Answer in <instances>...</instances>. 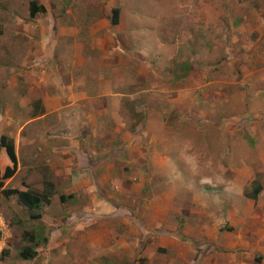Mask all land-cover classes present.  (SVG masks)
<instances>
[{"label": "rangeland", "instance_id": "1", "mask_svg": "<svg viewBox=\"0 0 264 264\" xmlns=\"http://www.w3.org/2000/svg\"><path fill=\"white\" fill-rule=\"evenodd\" d=\"M237 1L238 5L233 6L232 0H0V140L5 136L7 141H13L17 158L16 172L3 180L1 189L16 187L23 190L26 187L46 195L40 208L31 211V214L40 211L42 217L26 221L20 228L10 225L13 212L18 208L14 198H6L3 191H0V228L7 233L6 236L10 235V231L21 234L23 227L40 228L47 237V241L42 242L40 247L39 258L43 261L45 254L57 246L58 241L68 245L76 236L83 243L91 242L89 232L95 229L99 217L94 210L95 206L88 204L83 207L86 205L82 200L84 196L74 191L67 192L64 184L67 169L57 167L54 171L59 178L54 179L49 167L43 170L40 168L42 163L46 165L42 162L41 152L48 147V142L57 148V137L43 133L49 128L47 123L50 121L31 118L33 109L34 112L40 109L39 102L35 105L33 103L31 108L28 106L27 111L22 100L19 102L16 99V92L12 91L16 83L11 77L10 62L17 58L22 60L28 53H34L35 49H43L44 43L48 42H52L55 47L53 54L59 62L57 66H47L50 75L55 77L64 69L69 78L73 76L75 79L68 84L74 90L71 95L66 93L68 100L76 99L80 102L88 97L82 88L97 87L96 75H108L111 68L107 67L108 70L104 71L105 65L115 61L128 67L121 74L129 80L130 89L152 90L154 85L160 86L151 93L153 107L160 106L159 113L163 112L162 116L168 126H162L160 131H156V127L148 136L130 137L133 145L129 148L128 163L130 166L140 165L139 170L132 168L130 177L139 180L138 171H141L145 184L124 189L118 180L115 185H110L112 192L118 190L121 193L117 192L119 198L113 201L121 209L116 212V226L121 228V233L132 232L131 229L143 232L146 224L151 223V218L142 214L144 208L151 207L154 188H172L184 196L201 190L209 195L211 203L215 205L216 199H224L222 193L239 184L247 198L264 199V23L257 21L255 25L256 18H251L254 25L241 22V16L251 15V0ZM30 3H35L43 11L30 16ZM180 6L190 7L189 11ZM113 8H118L116 24L111 22ZM39 16L47 17L49 28L40 24ZM94 19H108L109 25L105 31L100 28L96 34L89 33L91 25L85 21ZM68 33L82 43L78 48L87 58L86 63H89V52L100 54L91 57L95 71L84 64L81 56L74 54L75 47L73 50L70 42L62 40ZM111 39H114L115 45L109 41ZM24 59L27 67L32 66V57ZM188 80L196 81L193 87L187 88ZM17 84L20 85L19 81ZM82 84L84 86L80 87ZM199 95L203 96L204 101L209 100L208 104L214 109L209 118L204 115V118L197 117L198 113L202 115L198 110L195 114L189 111L191 97L193 105H197ZM175 107L179 111L175 112ZM98 108L102 112V105L99 104ZM140 108L127 105L135 123L143 120L141 114L145 116L146 112L142 110L147 107L140 105ZM81 114L84 112L77 115ZM192 116L198 121L187 123L186 126L180 121L183 119L187 122V118ZM53 123L55 126L57 121ZM200 125L204 129L205 126H210L209 129L219 128V134H223L218 139L219 143L216 139L210 140V153L213 155L223 147L224 150L214 157L208 153L205 155L207 158L195 153L197 170H186L197 173L189 177L182 173L186 172L184 169L178 170L176 167L187 166L184 156L186 148L182 144L199 140L202 145L204 136L201 137L197 129ZM108 128L112 130L109 124ZM182 129L192 131V140L188 139L191 136L181 137ZM142 144L143 147H138ZM200 148L205 146H197L196 152H206ZM142 155L149 157V160H145ZM146 162H149V167L145 165ZM8 166L12 167L13 163L6 156L5 148H1V174ZM195 175L198 178L202 176L201 180L204 181L216 179L221 183L218 186L202 183L196 181ZM46 177L49 179L43 182ZM183 178L181 185L178 180ZM154 181L164 185L154 184ZM90 189L94 197L97 188L93 185ZM89 192L88 189V192L83 193L89 195ZM74 197H79V200ZM72 203L73 206L68 208L65 215V205ZM255 208L261 207L255 203ZM51 219H55V223ZM193 219L191 217L190 222ZM222 227L230 229L226 223ZM254 227H257L256 224ZM108 239L104 242V253L110 252L112 248V240L107 243ZM50 264L66 263L58 253H54Z\"/></svg>", "mask_w": 264, "mask_h": 264}, {"label": "crops", "instance_id": "2", "mask_svg": "<svg viewBox=\"0 0 264 264\" xmlns=\"http://www.w3.org/2000/svg\"><path fill=\"white\" fill-rule=\"evenodd\" d=\"M232 3L233 6H237L239 2L232 0ZM250 7H252L251 15L241 16V22L254 25L251 18H256L255 25L257 21L264 23V0L263 2L262 0H251ZM186 8L182 9L189 11L190 7ZM41 18L39 16L40 24L44 25L45 28H49L47 17ZM33 19L35 20V18ZM36 20L38 21V19ZM102 20H104L103 23ZM85 23L91 25L89 33L92 34L97 33L100 28L105 31V27L109 25L108 19H94L89 22L85 21ZM239 30L237 29V31ZM262 30L264 31V28ZM67 35L62 40L70 42L73 50L75 47L74 54L81 56L85 64L87 58L78 48L82 43L71 33ZM109 41L113 42L114 39ZM113 45H115L114 42ZM52 51L53 44L48 42L47 44L44 43L43 49H35L34 53L27 54L25 52V54H27V58L30 56L43 58L49 57ZM88 55L89 63H86V65L89 69L95 71L94 60L91 57H98L100 54L92 51ZM51 66H54L52 62ZM108 67L111 68L108 75H96L97 87L93 88L95 93L88 96L90 108L87 111L82 110L77 113L70 109V103L66 100L65 89L71 92L72 87L67 84V78L63 70L59 75L53 77L50 75L49 69H45V72L41 73L40 67H27L26 60L24 59V62H22L20 58L18 62L10 67L11 77L14 78L16 83L12 91L16 92V99L19 102L22 100L23 105L27 107V111L32 101L39 99L43 106L42 119L44 121L50 119L48 117L50 114L57 113L58 117H61L62 121L65 122L63 126H60V123L56 125L55 129L43 131L44 134L55 135L61 143L67 145L53 149L54 147L51 144L52 148L48 149L50 146V142H48V147L41 152L42 162L44 161L47 166L42 163L40 168L46 169V167H49L53 172L54 179L59 178V175L55 174L54 171L57 167L67 169L64 179L67 192L81 193L88 192L89 189L90 194H84V198H82L86 202L83 207L88 206V204L95 206L94 210L99 214V217L95 222V229L89 232V234L91 233V242L83 243L76 236L68 245L58 241L56 242L58 245L45 254L43 261L39 258V255L31 260H21L15 249L8 246L11 250L10 255L2 260L0 259V264H3V262L5 264H50L54 253H58L61 260L66 264H264V199L259 197L256 199L247 198L243 194V187L239 184L226 193H222L224 199H216L217 204L215 205L211 203L209 195L201 190L184 196L179 195L172 188H154L152 190L151 207L144 208L142 214L148 219L151 218V223L146 224V230L142 232L131 229L132 232L121 233V228L116 226L118 221L115 213L116 208L107 201L112 197L110 185H115L118 180L121 186H124V189L128 186L145 184L144 174L141 171H138L140 179L136 181L133 180L136 177H130V173L133 172H118L120 165L127 163L124 159L129 158L128 153L131 151L129 148L130 145H133L130 142V137L148 136V133L156 130V127L158 129L156 131H160L162 126L166 128L168 125L164 121L162 112L159 113L156 109H149L150 111H147L142 125L137 126L135 124L129 130V125H126L129 120H124L120 116L124 103L121 97L122 88H124L126 82H129V80L122 77V74L123 71L128 70V67H124L116 61L111 62ZM18 76L23 77L22 85L17 84ZM72 81H75V79L72 78ZM195 82V80L194 82L188 80L189 87L187 88L193 87ZM18 88H21V90ZM155 88H160V86L155 87L154 85V88L149 91L152 93ZM150 98L152 99V95ZM189 103L190 113H198V110L202 112V115L198 113L197 117L204 118L205 116V118H209L210 113L203 106L193 105L192 97ZM99 104L103 107V113L97 107ZM191 107L196 108V110ZM175 109L179 111L177 107ZM80 112H84V114L78 116L77 114ZM191 118H187V122L183 119L180 121L185 126L187 123L198 121L196 117L192 116ZM202 120L201 122L206 123ZM108 122L111 124L117 122L118 125L110 131ZM202 127L200 125L197 128L201 132V137L204 136L201 140L202 145L199 144V140L196 142L189 141L190 144H182L186 148L184 156L187 166L186 168L184 166L178 167L184 169L186 176L189 177L190 175L194 177L193 175L197 173H190L186 170H197V156L194 154L207 158L205 155L210 153V140L216 139L219 143L218 139L223 136V134H219V128L209 129L210 126H205L206 129H204ZM191 133L190 130L182 129L180 135L181 137L191 136L188 139L192 140L193 135ZM112 137H119L124 143L122 141L118 143L110 141ZM220 145L222 146L221 143ZM114 146H117L118 149ZM197 146H205V148L200 149L201 151L206 150V152H196ZM138 147H143V144ZM192 147L195 149L192 150ZM223 150L224 147L220 150L217 149L213 155L210 154L214 157ZM114 152L118 153L117 157H114ZM141 152L143 153V150ZM142 157L149 160L146 155H142ZM177 160H180V158H177ZM44 176L45 173L41 175V181ZM201 177L197 178L196 181L212 183V185L217 186L221 183L216 179L204 181L201 180ZM48 179L49 177L44 178L43 182ZM94 183L98 186V191L93 197L90 186H93ZM154 184L164 185L158 181H154ZM115 194L117 195L116 199H118V194ZM225 201H229V203ZM255 203H258L261 208H255ZM71 206H73V203L65 205L66 208L63 210L65 215ZM191 217H194V219L190 222ZM219 218H222V220ZM54 220L51 219L52 222ZM223 223L230 225V229L222 227ZM254 224L257 227H254ZM4 238L0 240V253L7 246ZM106 239H108L107 243L112 240L110 242L112 248L108 253H104Z\"/></svg>", "mask_w": 264, "mask_h": 264}, {"label": "clouds", "instance_id": "3", "mask_svg": "<svg viewBox=\"0 0 264 264\" xmlns=\"http://www.w3.org/2000/svg\"><path fill=\"white\" fill-rule=\"evenodd\" d=\"M29 9H30V7H29ZM114 9H118V8H113L112 9V12L114 13ZM29 14H30V11H29ZM116 15V14H115ZM30 16H32V15H30ZM34 16V15H33ZM112 19V18H111ZM54 47V46H53ZM55 48V47H54ZM30 57H32L33 59L31 60V63H32V66H31V68L32 67H40V72L41 73H44V71H45V69H48V67L47 66H51V62L54 64V66H57L58 65V57H56L54 54H53V51L51 52V54H50V56L49 57H43V58H37V57H34V56H30ZM25 58V57H24ZM24 58H22V62H24ZM18 60H19V58H17L15 61H11L10 62V66H9V69H10V67L14 64V63H16V62H18ZM109 65V64H108ZM108 66H106L105 65V70L104 71H106V70H108V69H106ZM63 71H64V69H62ZM10 73H11V71H10ZM64 74H65V76H66V78H67V84H69L70 82H71V80H72V78H73V76L71 77V78H69L68 77V75H67V73L64 71ZM11 75H12V73H11ZM18 81H19V84L20 85H22L23 84V82H22V84L20 83V79H22V81H23V77L22 76H18ZM125 79V78H124ZM130 82H128V84H127V82H126V85L124 86V88H122V92H121V97H122V99L124 100V103H123V107H122V110H121V112L120 113H122L120 116L122 117V119H124V120H129V122H126V125L129 127V130H131L133 127H134V125L136 124L137 126L138 125H142V123H143V121H144V118H145V116H146V114H147V111L149 110V109H156V110H158L159 111V105H157L156 107H153V101H152V99L150 98V96L152 95V94H150L151 93V91H149L148 89H144V88H140L141 90H139V89H135V91L134 90H132V89H130L129 88V84ZM80 87H83L84 85L82 84V85H79ZM84 91H86L87 92V96H91L92 94H94L95 93V90H93V89H89V88H82ZM69 93V95H71V94H73V92H74V90H71V92H69V90L68 89H65V95H66V93ZM77 94L78 95H80L81 97H82V95H81V93L80 92H77ZM133 96V97H132ZM200 96V95H199ZM82 98H84V97H82ZM66 100L70 103V109L74 112V113H77V112H79V111H82V110H85V111H87V109H89L90 108V106H89V103H88V101H89V98L88 97H85V99L84 100H81L80 102L78 101V100H76V99H72V100H75L77 103H75V102H73L72 100H68V97H66ZM209 101V100H208ZM208 101L206 102V101H204V98H203V96L201 95L200 97H199V102L197 103V105H199V106H203L204 107V109H206L209 113L211 112V111H213L214 109H213V107L211 106V105H209L208 104ZM37 102H39V104H40V109L38 110V111H36V112H34V109H33V112L31 113V118H33V119H39L38 121H42V122H44V119H42L43 117H42V113H43V106H42V104H41V101L39 100V99H35V100H33L32 101V103L30 104V108H31V106H33L32 104L34 103V105L37 103ZM133 105L134 107H135V109H136V107H137V109L138 108H140V105H143L145 108L147 107V109H145L144 111L142 110V112H146L145 113V116H143L142 114H141V116H142V121L141 122H136L135 123V119L134 118H132L131 117V113H129V110L127 109V105ZM98 107V106H97ZM141 109V108H140ZM139 111H141V110H139ZM175 112H177L176 111V109H175ZM163 113V112H162ZM53 115H54V117H53ZM58 115H57V113H52V114H50L48 117L50 118V119H47L46 121H50V123H47V126L49 127L48 129H45V130H51V129H55V127H56V125L57 124H60L61 123V125L60 126H63L64 125V121H62V119H61V117H57ZM36 117V118H35ZM53 117V118H52ZM56 120L57 121V124L55 125V126H53L54 125V123H53V121L54 120ZM108 124L109 125H111V127H112V130H113V128L115 127V126H117L118 125V123L117 122H114L113 124H111L110 122H108ZM139 129H140V126H139ZM111 130V131H112ZM47 135H51V134H47ZM51 136H55V135H51ZM112 138H114V139H112ZM111 138V141L112 140H114L115 141V143H118L119 141H121L120 140V138L119 137H112ZM57 140H58V138H57ZM124 143V142H123ZM64 145H67V144H64V143H61L59 140L57 141V143H56V146H57V148H55V146L54 145H52L54 148L53 149H58V147H62V146H64ZM52 146L50 145L49 147V149H51L52 148ZM2 148H4V147H2ZM114 148H117V146H114ZM118 149V148H117ZM1 150V149H0ZM5 153H6V150H5ZM16 154V153H15ZM114 157H117L118 156V153L117 152H114ZM112 155V156H113ZM119 155H120V151H119ZM6 156L8 157V155H7V153H6ZM9 158V157H8ZM11 161V160H10ZM16 161H17V158H16ZM124 161L125 162H127V163H125V165L123 164V167H122V164L120 165V167L118 168V172H120V173H126V172H132V168H137V170L139 169V167H140V165H136V164H133L132 166H130L129 165V163H128V159L127 158H125L124 159ZM143 163V162H142ZM141 163V164H142ZM147 167H149L148 165H149V162H146V164H145ZM143 166V165H142ZM9 167H11V166H9ZM144 167V166H143ZM7 168V167H6ZM176 168H178V170H181V168L180 167H176ZM16 172V171H15ZM182 172V171H181ZM182 173H184V175H186V172H182ZM131 174V173H130ZM198 178V177H197ZM183 182V179L181 180V181H179L178 180V183L179 184H181ZM209 184V183H208ZM208 184H206V186H208ZM94 186L97 188L96 190L98 191V186L96 185V183H94ZM13 188H16V187H13ZM26 189H28V188H26ZM26 189H23V190H26ZM111 191V190H110ZM119 193V194H121L118 190L116 191V192H112L111 191V195H112V197L111 198H109L107 201L110 203V204H112L115 208H116V210H115V213L116 212H118L119 210H121L120 209V207H118V204H117V202H113V201H116L117 199H116V197H117V195L115 194V193ZM73 193V192H72ZM117 193V194H118ZM77 194H79V195H82V196H84V193L83 192H77ZM119 194H118V196H119ZM74 198H77L78 200H79V197H74ZM119 201V200H118ZM119 203H122L121 201H119ZM146 230V229H145Z\"/></svg>", "mask_w": 264, "mask_h": 264}, {"label": "trees", "instance_id": "4", "mask_svg": "<svg viewBox=\"0 0 264 264\" xmlns=\"http://www.w3.org/2000/svg\"><path fill=\"white\" fill-rule=\"evenodd\" d=\"M30 15H35L39 11H43V8L38 7L35 3H30ZM117 11L114 9V16L111 19L113 24L117 23ZM116 14V15H115ZM4 147L6 153L13 163L12 167H7L3 174L0 172V191L6 196V198H14L15 204H17V210H14V217L11 219L10 225L12 227H20L27 221L38 220L42 217V213L39 211L37 214H31V211L39 209L43 199H46V195H41L39 192L31 189L21 190L13 187L1 189L3 186V180L11 177L16 168V154L14 144L12 140L7 141L5 136L1 137L0 149ZM258 191V190H257ZM1 196V192H0ZM48 197V196H47ZM48 199H50L48 197ZM27 213V214H26ZM43 228V227H42ZM7 233H4L0 228V240L4 238ZM6 245L0 253V259H4L10 255V248H14L16 254L21 260L27 261L36 258L40 253V247L42 242L47 241L45 233L40 228L34 226L28 228L23 227L21 234L10 231V235L5 238ZM9 246V247H8Z\"/></svg>", "mask_w": 264, "mask_h": 264}]
</instances>
